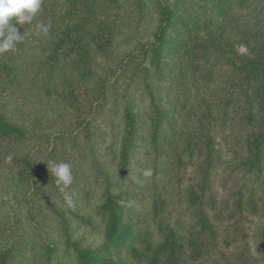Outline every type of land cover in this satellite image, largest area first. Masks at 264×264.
<instances>
[{
    "label": "rangeland",
    "instance_id": "1",
    "mask_svg": "<svg viewBox=\"0 0 264 264\" xmlns=\"http://www.w3.org/2000/svg\"><path fill=\"white\" fill-rule=\"evenodd\" d=\"M46 1L47 35L37 28L44 13L30 25L14 23L24 35L15 50L29 60L26 69L8 62L14 69L3 75L0 68V111L24 130L9 143L0 138V264H78L73 244L109 264L124 259L127 245L118 252L107 238V189L142 235L145 222L154 225L155 201L168 199L175 217L202 183L206 170L194 165L208 137L222 157L217 185L238 179L262 195L263 209L264 175L250 174L256 153L247 144L254 136L264 147V72L254 56L244 58L254 54L247 43L254 49L259 41L250 13L230 0ZM167 9L173 25L157 49ZM57 19L66 46L55 67ZM189 145L196 157L176 165ZM52 162L71 166V206ZM253 227L251 264H264V219ZM248 250L225 252L228 264H243L235 255Z\"/></svg>",
    "mask_w": 264,
    "mask_h": 264
},
{
    "label": "trees",
    "instance_id": "2",
    "mask_svg": "<svg viewBox=\"0 0 264 264\" xmlns=\"http://www.w3.org/2000/svg\"><path fill=\"white\" fill-rule=\"evenodd\" d=\"M230 1L236 2L242 13H250L254 20L256 37L259 38L258 45L255 47L253 45L254 49H252L251 45L247 43V47L251 50L250 53L254 54L244 58L248 59L254 56L255 67L264 72V2H258V0L256 3H253L252 0ZM75 2L78 4L79 0H75ZM47 6V1L42 0V8L39 13L45 15H42L39 24L49 25L48 18L50 17ZM58 6L56 8L60 9ZM217 16H219L218 19L223 18L220 13ZM173 18L174 16L168 10L156 36L157 49L163 46L173 25ZM52 28V34L55 37L52 40L55 47V57L52 61H54L53 66L56 64V67L62 59V49L66 43H63L62 23L59 19L52 22ZM46 46V42L41 43L42 49H45ZM6 62H15L17 64L15 69L22 71V68L26 69L29 60L17 54L16 50L0 54V68H3V75L7 71L11 74L14 69L9 63V65L5 64ZM27 73L29 74L30 70ZM126 119L129 129L132 130L135 126L134 118L129 110H126ZM18 134L23 135L24 130L18 129L0 111L1 141L9 143ZM254 139V136L251 137L250 142L247 143L249 150L254 149V153H256L255 161L249 160V171L252 174V171L255 170L258 176H263L264 147ZM199 146L198 152L202 153L201 155L205 153V157H201L203 158L201 164L197 163L194 166L201 171L206 170L202 183L199 185L200 181L197 182L198 185L187 192V202L175 217H173V212L168 213L170 205L168 199L155 201L156 209L152 215L154 225L145 222L143 226L146 230L142 235L135 233L136 226H129L130 222V224L134 222L132 212H125L119 197L114 196L107 189L104 194L110 227L107 238L116 246L118 252L127 245L124 259L120 258L112 264H220L222 260L228 264L233 257L225 252L234 255L231 251L237 250L242 245H246L250 251L248 250L244 255L238 253L239 255L235 256L243 264L254 263L256 257L253 256L249 244L256 220L264 219V207L261 209L262 195L252 187L238 185L240 182L238 179L234 180L233 186L230 188H226L228 185L219 187L217 183L221 178L219 164L222 162V157L217 144L212 137H208L205 143ZM193 157H196L195 150H193V146L189 145L181 149L175 164L184 166L186 160H192ZM123 159H128L126 146L123 149ZM219 188H222V191H219ZM125 220H128L127 224H125ZM71 246L75 250L78 264H109L108 260L96 257L94 252L80 250L76 244ZM259 253L261 254L263 251H259Z\"/></svg>",
    "mask_w": 264,
    "mask_h": 264
},
{
    "label": "clouds",
    "instance_id": "3",
    "mask_svg": "<svg viewBox=\"0 0 264 264\" xmlns=\"http://www.w3.org/2000/svg\"><path fill=\"white\" fill-rule=\"evenodd\" d=\"M42 8V0H0V54L16 49L23 40L15 24H31ZM44 35H47L51 25L37 24ZM55 185L64 195L69 206L72 205V196L65 191L73 183L71 166L67 162L48 165ZM151 170L145 171V176H150Z\"/></svg>",
    "mask_w": 264,
    "mask_h": 264
}]
</instances>
